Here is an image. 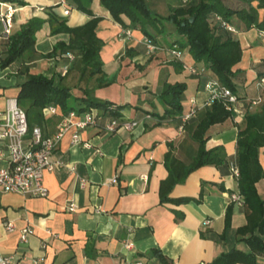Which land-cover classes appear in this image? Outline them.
<instances>
[{
	"label": "crops",
	"instance_id": "crops-1",
	"mask_svg": "<svg viewBox=\"0 0 264 264\" xmlns=\"http://www.w3.org/2000/svg\"><path fill=\"white\" fill-rule=\"evenodd\" d=\"M60 1L23 0V7L10 6L16 10L11 18L10 36L33 17L46 21L48 13L66 22L68 28L81 27L88 22L89 17L67 4L61 6ZM7 5L0 3V14ZM91 6L93 17L100 20L95 29L102 43L100 75L89 80L82 78L77 59L73 60L69 54L44 60L55 44L68 39L65 34L51 36L46 23L34 35L31 56L36 59L28 64L27 71L21 69L26 66L22 64L24 60L0 70V113L5 110L7 98L17 97L24 75L39 74L52 76L56 84L68 88L75 97L86 91L98 102L122 107L119 123L137 122V126L131 132L120 128L113 134H105L100 127L110 121L111 116L92 110L102 118L99 127L78 132L68 130L52 152L50 161L60 163L61 167L54 166L44 175L46 199L0 195V257L11 256L16 264H161L152 255L156 250L167 264H209L226 252L246 253L247 248L235 235L238 228L245 226V211L241 206L232 204L230 227L224 226L229 196L235 194L238 186L226 170L222 173L211 166L196 169L168 195L171 200H193L201 184H205L200 203L160 206L157 198L159 184L168 175L163 167L168 147L171 146L172 156L185 166L194 158L197 144L190 136L207 109L202 107L207 101L203 91L206 77L194 78L184 72L165 52L146 54L140 44L142 35L134 30L129 40L117 38L119 25L98 6L97 0L92 1ZM64 9L69 10L67 17L61 15ZM258 13L260 19L263 13L261 10ZM235 26L241 27L237 22ZM1 27L0 24V34ZM169 33L166 39L161 38L160 46L168 48L173 44L176 38ZM232 36L239 42L242 56L232 69L236 71L233 83L238 102L235 106L244 111L247 103L256 101L257 96L264 101V92L258 93L255 84L258 74L255 68L264 59V32L239 28ZM6 41L0 39V59L5 58ZM184 55L181 59L188 64ZM175 82L187 87L182 99V115L187 112L190 99L195 100L197 107L196 115L183 125L180 117L158 121L165 109L164 103L158 100L163 84ZM81 115H77V119ZM43 119L47 123L41 127L42 134L50 136L60 120L55 115L44 114ZM241 123V119L232 117L209 128L205 133V148L220 147L226 160L232 163L236 158V132ZM75 137L91 149L86 150L80 143L72 144ZM258 154V164L264 169V147ZM112 179L115 183H110ZM255 189L264 201V180L259 181ZM71 204L73 212L68 211ZM6 223L13 226L12 233H6ZM26 228L31 229L33 236L20 244L18 233ZM126 242L132 245L131 249L124 250ZM256 262L264 264V255L257 257Z\"/></svg>",
	"mask_w": 264,
	"mask_h": 264
},
{
	"label": "trees",
	"instance_id": "trees-1",
	"mask_svg": "<svg viewBox=\"0 0 264 264\" xmlns=\"http://www.w3.org/2000/svg\"><path fill=\"white\" fill-rule=\"evenodd\" d=\"M92 1L94 0H65V4L69 7L89 17L88 22L81 27L68 28L66 22L59 21L51 13L47 14L46 21L36 17L31 18L17 33L7 37L6 55L4 59H0V70L24 60L22 64L26 66L21 69L26 72L29 68L28 64L36 59L31 56L36 40L34 35L41 26L48 23L51 36L65 34L68 39L67 42L61 41L55 44L51 48L52 51L44 56V60L62 53L69 54L73 60L77 59L82 78L86 77L89 80L94 75H100L103 66L99 60L102 43L95 34L100 20L92 15ZM146 1L97 0L98 6L107 12L109 18L122 30L130 32L134 30L141 34V37L149 38L157 47H165L158 46L155 42L156 38L163 34L170 35L169 32L165 34L163 24L170 25L176 39L168 49L176 45L180 53L188 54L195 64H201L225 90L236 97V85L233 83L236 71L232 69L241 61L242 56L239 42L234 40L232 34L239 31V28L242 31L264 32V0H176L178 5L169 7L165 19L151 14ZM0 3H7L12 7L24 6L23 0H0ZM258 10L263 13L260 19ZM217 17L220 18V22L215 20ZM190 18L193 19L191 22H189ZM235 22L241 27H236ZM221 23L229 25L234 32L223 29ZM23 56L26 59L22 58ZM255 70L258 73L256 80L264 78V59ZM24 76L25 80L18 86L17 97L14 99L18 108L24 111L29 130L36 126L41 128L47 123L43 119L42 112L49 107H55L57 112L55 116L58 120L68 113L79 115L92 110H97L102 115H110L113 119H120L122 107H116L109 102H98L89 95V92L83 91L77 97H73L71 91L56 84L52 76L48 78L39 74ZM162 88L158 100L164 103L165 109L158 117V121L183 116L182 99L187 87L175 82L172 85L165 83ZM244 112L242 123L236 132V158L232 163L226 160L220 147L205 148L206 131L232 117V114L225 111L221 101L208 106L204 117L194 126L190 139L197 146L194 158L188 165H183L172 156L171 146L164 154L163 167L168 175L159 184L157 198L160 206L166 203L180 206V204L202 202V189L205 184H201L199 194L193 200L184 198L171 200L168 196L172 189L184 183L196 169L211 166L222 173L226 170V174L231 177L229 165L233 164L238 169L235 178L238 186L235 193L241 197V208L245 211V226L238 228L235 235L247 248V252H226L214 258L209 264H257V257L264 255V201H261L255 189L259 181L264 180V169L259 166L257 160L258 151L264 147V101H261L253 111L247 110L246 105ZM231 207L230 203L225 209L223 221L226 229L230 227ZM152 255L156 256L161 264H167L158 251L153 250Z\"/></svg>",
	"mask_w": 264,
	"mask_h": 264
},
{
	"label": "built area",
	"instance_id": "built-area-1",
	"mask_svg": "<svg viewBox=\"0 0 264 264\" xmlns=\"http://www.w3.org/2000/svg\"><path fill=\"white\" fill-rule=\"evenodd\" d=\"M185 3V2H183ZM61 6H65V0L60 1ZM4 12L0 14V24L2 25V31L0 39H8L10 36V30L12 27L11 18L16 12L10 6H4ZM61 15L67 17L69 10L64 9ZM220 22V18L215 19ZM221 27L227 31L234 32L229 25L222 24ZM117 38L121 40H129L132 33L128 30L120 29ZM141 46L144 47V51L148 55H153L159 51L165 52V54L171 59L172 62H178L182 70L194 78L206 77L203 83V91L207 95V101L202 107H210L217 101H221L225 111L232 114L233 118L243 119L245 112L236 108L238 100L227 90L223 88L214 78H208V72L202 68H195L193 65L185 66L181 59L182 53L179 52L176 45H173L170 49L165 47H157L152 44L149 38L141 37ZM69 58V57H68ZM71 60V59H69ZM256 90L258 93L264 92V78H259L256 81ZM262 98L257 96L256 101H250L247 103V110H251L254 107L260 105ZM5 110L0 113V195L16 194L23 198L28 197L30 199L47 198L48 191H46L43 180L44 175L49 173L54 166L61 167L60 163H53L50 161V157L55 147L65 133L73 129L76 132L84 131L87 128L99 127V122L102 118L94 112H88L81 115L80 119H77V115L74 113H68L56 126V130L50 136H44L41 128L36 126L30 130L27 128V121L22 108H18L15 99L7 98L4 102ZM197 107L196 102L190 99V105L187 112L179 118L181 125L190 121L196 115ZM55 107H49V109L43 110L44 115H56ZM231 117V118H232ZM118 119H110L106 122L100 130L106 133H115L116 130L122 128L127 132L137 126V122L125 123L120 122ZM80 142L75 137L72 144H79ZM86 150L91 149L88 144L80 143ZM230 174L235 179L238 169L233 164L229 165ZM71 170V168H70ZM145 180L143 177L140 178ZM110 183H115L114 179L110 180ZM230 203L242 206L241 197L236 193L230 196ZM73 204L68 207V211L74 210ZM6 233H12L13 226L11 223L4 224ZM20 237L18 239L20 244H24L29 236H33L30 228L19 231ZM132 245L129 242L125 243L124 250L131 249ZM0 264H16L14 258L11 256L0 257Z\"/></svg>",
	"mask_w": 264,
	"mask_h": 264
},
{
	"label": "rangeland",
	"instance_id": "rangeland-1",
	"mask_svg": "<svg viewBox=\"0 0 264 264\" xmlns=\"http://www.w3.org/2000/svg\"><path fill=\"white\" fill-rule=\"evenodd\" d=\"M178 1V0H177ZM146 3L148 4V8L151 14L156 15V16H160L163 17L164 19L166 18V16L168 15V9L171 6H176L178 5L176 3V0H147ZM163 29L165 31V34L168 32H173L172 31V27L168 24H163ZM163 36V37H162ZM156 38V44L159 46L160 45V40L161 38L166 39L167 36L166 35H162ZM167 41V40H166ZM169 44V42H168ZM186 57V59H188V64L185 61V63H183L185 66H191L190 64H193L194 61L192 60V58H189L188 54L184 55ZM188 57V58H187ZM194 66H196V64L194 63ZM201 67V66H200ZM207 72V71H206ZM211 74V73H209ZM189 87L192 88L191 84H189ZM74 93H72V96L74 97ZM183 108V105H182Z\"/></svg>",
	"mask_w": 264,
	"mask_h": 264
},
{
	"label": "water",
	"instance_id": "water-1",
	"mask_svg": "<svg viewBox=\"0 0 264 264\" xmlns=\"http://www.w3.org/2000/svg\"><path fill=\"white\" fill-rule=\"evenodd\" d=\"M193 19L192 18H190V20H189V22H191Z\"/></svg>",
	"mask_w": 264,
	"mask_h": 264
}]
</instances>
